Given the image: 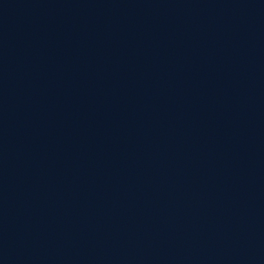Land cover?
Segmentation results:
<instances>
[{
	"label": "water",
	"instance_id": "95a60500",
	"mask_svg": "<svg viewBox=\"0 0 264 264\" xmlns=\"http://www.w3.org/2000/svg\"><path fill=\"white\" fill-rule=\"evenodd\" d=\"M0 264H264V0H0Z\"/></svg>",
	"mask_w": 264,
	"mask_h": 264
}]
</instances>
